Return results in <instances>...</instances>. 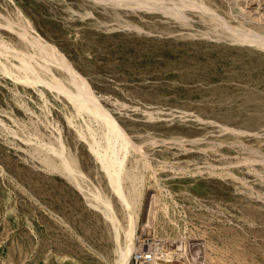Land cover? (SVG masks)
Instances as JSON below:
<instances>
[{"label":"rangeland","instance_id":"374dc122","mask_svg":"<svg viewBox=\"0 0 264 264\" xmlns=\"http://www.w3.org/2000/svg\"><path fill=\"white\" fill-rule=\"evenodd\" d=\"M262 40L264 0H0V59L14 70L30 54L69 89L80 77L121 126L117 157L142 179L135 234L166 247L161 264H264ZM43 86L41 98L0 72V264H114L90 191L111 203L119 241L126 211L69 102ZM57 135L81 189L43 166L36 141Z\"/></svg>","mask_w":264,"mask_h":264},{"label":"bare ground","instance_id":"6f19581e","mask_svg":"<svg viewBox=\"0 0 264 264\" xmlns=\"http://www.w3.org/2000/svg\"><path fill=\"white\" fill-rule=\"evenodd\" d=\"M254 41L257 42L256 40ZM263 45L264 43L262 44V46ZM11 50H13V48ZM16 53L18 54V50ZM6 54L7 53L4 52L3 47L0 45V57L1 55H3V57L7 59ZM45 54L44 56L50 57V52H45ZM14 56H16L15 53ZM40 56L41 55H39V57ZM16 59H18L17 64H10L14 67V70L11 68V66L5 64V62L0 59V72L2 74L10 76L11 79H13L16 83H22L24 87L33 89V91H36V93L41 98H44L46 93H44L42 88L40 89L37 87V85L40 84L48 87L51 92L55 91L59 93L69 102L72 108L71 113H63L67 124L73 127L77 139L84 141V144L86 145L89 153L93 156V158H95L100 169L106 176L107 183L111 191L117 196L118 200L122 203L125 209L124 211H126L125 214L127 224L124 227L120 225L123 229L124 238L122 241H119V222L114 215L111 203L109 202V200L103 198L100 192L89 190L90 198L92 199L89 200V204L94 207H98L103 216H105L110 224L113 225L115 238L118 240V246L116 247L115 251L116 255L114 264H126L129 256L134 250L145 248L152 251L151 261L145 264H161V261H164L163 254L166 253V247L163 246L162 243L159 242V240L156 241L157 244H154L155 242H150V239H153V237L151 233L146 230L144 232H147L149 234L142 235L146 237L147 235H149L151 237L139 239L140 236H137L135 234L136 217L134 218L133 214L135 213V209L133 210V208L138 201L137 197H139V192L136 191L135 188L137 186L136 183L138 181L141 182L142 179L140 178V176H138L137 173L133 171L135 167L132 168L133 170L127 168L125 161L117 157L119 150L122 151L121 153L122 155H124L129 146V141L124 134L121 126L116 122L114 117L111 116V114L102 107L97 98L93 95L92 91L80 77H75L73 75V79L71 78L73 88L69 89L68 87L64 86L61 81L55 78L53 74L48 73L50 71L48 64H34L32 62V55L27 53H25L23 57H18ZM39 67H42L44 71L48 73V76H42L39 72L42 69L38 71ZM66 68L67 70L70 69L69 67ZM71 72L73 71L71 70L70 73ZM80 85L85 86V88L82 89ZM75 117L78 118V121H75ZM36 144H38V146L40 145L45 150L42 154L41 160L43 161V166L46 169L60 173L67 180L71 181L77 189L83 188L80 179L81 176H83V173L79 168L80 163L75 155L68 153L65 143L59 135L55 136L54 139L48 138V140L45 141L43 139L37 140ZM126 180L129 181L130 187L133 188H131V190L129 189V192L127 194L125 193V191L127 190L124 191L123 189V183Z\"/></svg>","mask_w":264,"mask_h":264},{"label":"built area","instance_id":"2783aa9c","mask_svg":"<svg viewBox=\"0 0 264 264\" xmlns=\"http://www.w3.org/2000/svg\"><path fill=\"white\" fill-rule=\"evenodd\" d=\"M152 259V251L149 249L134 250L129 256L126 264L149 263Z\"/></svg>","mask_w":264,"mask_h":264}]
</instances>
